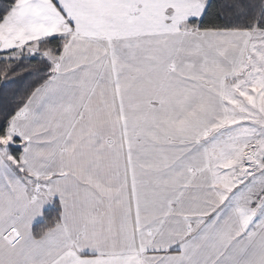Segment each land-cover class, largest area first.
Segmentation results:
<instances>
[{"label": "snow or ice", "instance_id": "6c2138e0", "mask_svg": "<svg viewBox=\"0 0 264 264\" xmlns=\"http://www.w3.org/2000/svg\"><path fill=\"white\" fill-rule=\"evenodd\" d=\"M0 264H264V0H0Z\"/></svg>", "mask_w": 264, "mask_h": 264}]
</instances>
